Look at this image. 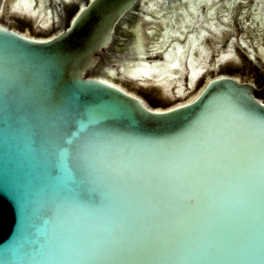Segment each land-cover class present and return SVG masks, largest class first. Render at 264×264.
I'll use <instances>...</instances> for the list:
<instances>
[{
  "label": "water",
  "instance_id": "water-1",
  "mask_svg": "<svg viewBox=\"0 0 264 264\" xmlns=\"http://www.w3.org/2000/svg\"><path fill=\"white\" fill-rule=\"evenodd\" d=\"M9 1L2 9L14 19L15 29L0 24V37L7 36L6 42L0 39V264H81L86 259L78 247L87 237L88 222L56 218L52 209L57 199L75 194L94 205L100 187L71 153L54 147L60 135L61 147L68 149L90 129L152 137L178 130L143 120L132 107L133 97L148 107L183 105L182 120L194 118L221 95L264 100V0L245 5L246 15L237 4L242 29L229 42L230 31H238L233 0H223L228 12L219 15L222 20L219 2L212 0H183L176 6L169 0L161 7L163 0H97L87 22L75 29L73 17L87 0H60L64 6L77 4L67 26L52 24L46 0H38L36 7L31 0ZM139 4L141 20L135 25L136 16L125 20L117 36L119 23ZM49 31L55 32L31 34ZM61 32L68 35L50 39ZM115 39L128 42L123 52H114L122 44L110 49ZM14 54L20 60L18 75L11 79L17 69ZM39 64L44 67L38 71ZM90 109L106 118L90 124ZM62 169L71 170L72 178L62 180ZM123 196L115 194L118 204ZM228 237L226 248L215 255L170 259L176 264H264L259 160L253 195L232 220Z\"/></svg>",
  "mask_w": 264,
  "mask_h": 264
},
{
  "label": "snow or ice",
  "instance_id": "snow-or-ice-1",
  "mask_svg": "<svg viewBox=\"0 0 264 264\" xmlns=\"http://www.w3.org/2000/svg\"><path fill=\"white\" fill-rule=\"evenodd\" d=\"M96 5L97 0H87L71 29L86 23ZM0 39L6 42L7 36ZM12 59L15 79L20 57ZM132 99L143 120L178 130L152 137L90 129L68 149L61 147V135L54 145L71 153L100 187L94 205L75 194L57 199L52 209L56 218L88 222L78 247L86 257L81 264H176L170 258L224 250L232 220L253 195L257 160L264 177V100L221 95L182 120L183 105L148 107ZM106 115L90 109L87 120L95 123ZM72 175L61 171L62 180ZM118 191L124 193L119 204Z\"/></svg>",
  "mask_w": 264,
  "mask_h": 264
},
{
  "label": "flooded vegetation",
  "instance_id": "flooded-vegetation-1",
  "mask_svg": "<svg viewBox=\"0 0 264 264\" xmlns=\"http://www.w3.org/2000/svg\"><path fill=\"white\" fill-rule=\"evenodd\" d=\"M9 0H0V24H2V25H5V26H7V27H10V28H14L13 27V25H12V22L14 21V19H12V18H9V14L8 15H6V12H5V10L4 9H2V5L4 4V5H8L9 4V2H8ZM15 1H17V0H15ZM32 1V4H33V6L34 7H36L37 5H38V0H37V2H36V5L34 4V0H31ZM59 1V4H57L56 5V3L54 2V0H46V2H45V7L47 8V9H50L51 10V20H52V24H55L57 21H59L60 23V25H61V23L62 24H64L65 26H67V24L69 23V21H70V14H71V11L75 8V6L77 5H75V2H74V4L73 3H71V4H69L68 6H64V4H63V2H61L60 0H58ZM83 1H85V0H83ZM83 1H78V4L80 3V2H83ZM169 0H163L160 4H158L159 5V7H161V5H163V2L165 3V2H168ZM214 3L216 2V1H218L219 2V4H218V6H217V9H218V18L220 19V20H222V18L221 17H219V15H224L225 13H227L228 12V10L226 9V6H225V4H224V1L223 0H212ZM228 2H230V1H232V0H227ZM234 1V5H233V13H232V18L236 21V24H237V28H238V31L236 32V33H234V32H232V31H230V33H229V36L226 38L227 40V42H229V38L233 35V34H237L239 31H240V33H241V27H240V25H239V21H238V16H239V14H238V5L237 4H239L240 5V13L241 14H245L246 15V6L245 5H247L248 3H250V4H252V5H255L256 4V0H233ZM183 2V0H174L173 1V4H174V6H176V4H178V3H182ZM224 4V5H223ZM242 5H244L245 7H242ZM159 7L157 6V8H156V10H158L159 11V13L160 12H162L160 9H159ZM134 10H135V12L136 13H130L124 20H122L120 23H119V25H118V27H117V29H116V33H117V36L118 35H120L119 33H120V27L122 28V27H124V21L126 20H129L130 18H132V17H134V16H136V20H135V22H134V24L133 25H135L136 23H137V21L138 20H141V17L137 14L138 12H140V4L138 5V6H136L135 8H134ZM200 11V13H199V16L200 17H202L201 16V13H202V8L199 10ZM208 15H209V13H208ZM240 18V23H243L242 21H244L243 20V17H239ZM251 18H252V16H251ZM144 19V18H143ZM64 20H66V23H64L63 21ZM149 20V19H148ZM150 22H152L151 20H149ZM153 23V22H152ZM246 23V22H245ZM150 24V23H149ZM202 24H206V23H202ZM60 25H59V27H60ZM123 25V26H122ZM133 25H132V27H133ZM59 27L57 28V29H59ZM131 27V28H132ZM250 28H251V26H250ZM15 29V28H14ZM57 29L55 30V31H57ZM16 30H18V29H16ZM20 32H21V30H19ZM55 31H49V32H43V34H39V33H35V32H31V34H37V35H48V34H51V33H54ZM128 32H130L131 33V36L133 37V32H132V29L131 30H128ZM148 31L146 30L145 31V33H147ZM128 34H126V35H124V36H127ZM149 35V34H148ZM256 35V34H255ZM257 36V35H256ZM122 37V36H121ZM117 38V37H116ZM251 38V37H250ZM254 39V38H253ZM116 40V39H115ZM115 40H114V44H113V46L110 48L111 50H114V49H116V47L114 46L115 44L117 45V46H119V45H124L123 46V48L121 49H119L120 51H114V52H117V53H121V52H123V49L124 48H126V45H127V43L128 42H118L117 40H116V42H115ZM253 42V41H252ZM211 44V42H209V45ZM208 45V46H209ZM114 52H110V53H114ZM114 57L113 56H110L109 57V62L111 61V59H113ZM106 65V64H105ZM105 69V68H104ZM263 70V69H262ZM264 71V70H263Z\"/></svg>",
  "mask_w": 264,
  "mask_h": 264
}]
</instances>
